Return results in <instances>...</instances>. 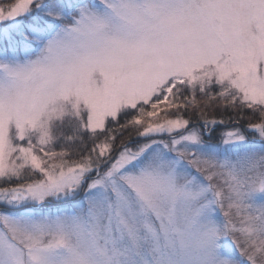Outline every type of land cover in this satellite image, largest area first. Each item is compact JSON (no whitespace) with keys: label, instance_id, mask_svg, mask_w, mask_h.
Segmentation results:
<instances>
[{"label":"snow or ice","instance_id":"snow-or-ice-1","mask_svg":"<svg viewBox=\"0 0 264 264\" xmlns=\"http://www.w3.org/2000/svg\"><path fill=\"white\" fill-rule=\"evenodd\" d=\"M0 264H264V0H0Z\"/></svg>","mask_w":264,"mask_h":264},{"label":"trees","instance_id":"trees-1","mask_svg":"<svg viewBox=\"0 0 264 264\" xmlns=\"http://www.w3.org/2000/svg\"><path fill=\"white\" fill-rule=\"evenodd\" d=\"M3 2L7 3V2H8V0H3ZM220 130H221V129H218V130H217V133H218V132H220ZM217 133H216V134H214V135H217Z\"/></svg>","mask_w":264,"mask_h":264},{"label":"rangeland","instance_id":"rangeland-1","mask_svg":"<svg viewBox=\"0 0 264 264\" xmlns=\"http://www.w3.org/2000/svg\"><path fill=\"white\" fill-rule=\"evenodd\" d=\"M221 131V130H220ZM219 134V132L217 133V135Z\"/></svg>","mask_w":264,"mask_h":264}]
</instances>
